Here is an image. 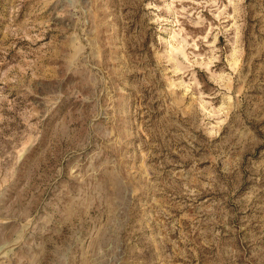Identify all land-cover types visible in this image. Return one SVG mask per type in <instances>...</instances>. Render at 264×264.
I'll use <instances>...</instances> for the list:
<instances>
[{"label": "rangeland", "instance_id": "1", "mask_svg": "<svg viewBox=\"0 0 264 264\" xmlns=\"http://www.w3.org/2000/svg\"><path fill=\"white\" fill-rule=\"evenodd\" d=\"M0 264H264V0H0Z\"/></svg>", "mask_w": 264, "mask_h": 264}]
</instances>
